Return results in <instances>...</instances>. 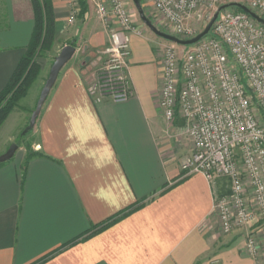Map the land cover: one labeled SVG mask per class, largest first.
Returning <instances> with one entry per match:
<instances>
[{"label": "crops", "instance_id": "crops-1", "mask_svg": "<svg viewBox=\"0 0 264 264\" xmlns=\"http://www.w3.org/2000/svg\"><path fill=\"white\" fill-rule=\"evenodd\" d=\"M51 2L54 49L77 53L37 121L33 149L41 155L0 166V264H255L243 231L222 234L214 186L181 169L193 145L178 136L183 122L170 127L160 108L154 41L131 34L134 96L96 103L89 87L115 22L105 25L80 0L71 24L68 0ZM34 29L32 0H0V94Z\"/></svg>", "mask_w": 264, "mask_h": 264}, {"label": "built area", "instance_id": "built-area-1", "mask_svg": "<svg viewBox=\"0 0 264 264\" xmlns=\"http://www.w3.org/2000/svg\"><path fill=\"white\" fill-rule=\"evenodd\" d=\"M105 25L115 22L101 67L89 87L96 103L128 102L134 96L130 74L132 27L125 0H90ZM173 36L189 41L211 23L220 7L247 6L264 20V0H150ZM70 23L80 14V0H68ZM211 35V36H210ZM162 59L160 108L173 126L183 122L179 138L189 140L193 153L182 163L187 176L202 175L213 184L226 179L229 197L215 207L225 234L236 228L254 229L247 250L261 257L264 243V25L234 8L222 11L208 36L193 46L157 43ZM255 210H250L249 200ZM257 210V211H256Z\"/></svg>", "mask_w": 264, "mask_h": 264}, {"label": "rangeland", "instance_id": "rangeland-1", "mask_svg": "<svg viewBox=\"0 0 264 264\" xmlns=\"http://www.w3.org/2000/svg\"><path fill=\"white\" fill-rule=\"evenodd\" d=\"M139 1L144 9V12L148 20L160 31L173 36L172 31L165 25L162 19L158 15L155 14L152 8V5H151V1L150 0H139ZM125 3L131 15L132 27L134 29H140L144 35L151 38L156 45L155 46L156 52L157 51L160 52V49L157 43L159 42L168 43V42L157 38L144 25V23L141 21L139 14L135 8L133 0H125ZM115 25H116L115 29H118L119 26L117 24ZM54 48H55V45L52 47L50 51L43 53V55L38 59V63H40L42 67V70L39 76L37 77L36 81L32 84L30 89L28 90L27 95L23 97L15 105L14 110L9 114V116L5 119V121L0 126V156H2L4 152L8 151L12 145H19V150L16 154L17 156L25 155V154L26 156H28V153L30 150L34 151L33 146L36 142H38V134L36 131V126L31 127L30 121H31L32 114L36 108L35 106L37 105L38 96L41 94V91L48 79L49 72L54 63L55 58L59 55L58 52ZM179 48L181 50L183 47L179 46ZM77 59H81L80 56H78ZM100 67L98 68V71ZM181 140H184L186 141V143L189 144V141L187 139L182 138ZM2 165L4 164H0V166ZM211 185L214 186V199L215 200H218V197L223 198V197H229L231 195V188L226 179H218ZM221 185L223 188L219 187ZM248 200H249L250 210L253 211V208L255 210L254 201L251 198H248ZM214 212L219 220V216L217 214L216 208H214ZM219 224H220V221H219ZM220 227H221V224H220ZM241 231H243L244 237L246 238L245 250L248 253L247 246H246L248 235H251V232L254 231V229L250 227L240 228V229L236 228L233 232L229 234H225L224 232H222V234L224 236H230V235H233L234 233H238ZM253 235H255L257 239L259 238V247H260V252H261V257H259L260 260L257 259L255 264H264V243H263L261 234L259 232H255Z\"/></svg>", "mask_w": 264, "mask_h": 264}, {"label": "trees", "instance_id": "trees-1", "mask_svg": "<svg viewBox=\"0 0 264 264\" xmlns=\"http://www.w3.org/2000/svg\"><path fill=\"white\" fill-rule=\"evenodd\" d=\"M35 10V29L27 53L18 65L11 81L0 94V126L14 110L15 105L27 95L39 76L42 67L38 59L56 43L54 10L51 0H32ZM236 12L240 9L234 8ZM19 147V145H18ZM41 154L29 151L27 161ZM114 221L100 227L96 232L108 228Z\"/></svg>", "mask_w": 264, "mask_h": 264}, {"label": "water", "instance_id": "water-1", "mask_svg": "<svg viewBox=\"0 0 264 264\" xmlns=\"http://www.w3.org/2000/svg\"><path fill=\"white\" fill-rule=\"evenodd\" d=\"M133 3L135 5V8L139 14L141 21L157 38L162 39L168 43L175 44V45L180 46V47L193 46V45L197 44L198 42H200L202 39H204L206 36H208L212 30L213 25L217 21L220 13L222 11L228 9V8L240 9L241 11L249 14L256 21H258L259 23L264 25V20L261 19L256 13L252 12L247 6H245L241 3H232L229 5H224V6L220 7L219 10L217 11V13L215 14L213 20L211 21V23L206 27L204 32H202L199 36H197L196 38L189 40V41H183V40H180V39H178V38H176L170 34H166L162 31H160L159 29H157L148 20L140 1L139 0H133ZM76 53H77V49L73 45H70V46L64 47L62 49V51L60 52V54L55 58L54 63H53L51 70L49 72L48 79H47V81H46V83H45V85L41 91L38 103H37L36 108L32 114L31 121H30L31 127L36 126L37 121H38V119L42 113V110H43L46 102L48 101V98H49L52 90L54 89L62 70L66 67V65H68L71 62V60L74 58ZM18 150H19L18 145H12L5 154L0 156V164H5V163L11 161L15 157Z\"/></svg>", "mask_w": 264, "mask_h": 264}]
</instances>
